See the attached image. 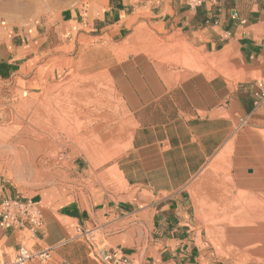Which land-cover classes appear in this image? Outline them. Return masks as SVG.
<instances>
[{
  "label": "crops",
  "instance_id": "0c3cea01",
  "mask_svg": "<svg viewBox=\"0 0 264 264\" xmlns=\"http://www.w3.org/2000/svg\"><path fill=\"white\" fill-rule=\"evenodd\" d=\"M140 26L189 49L195 71L179 73L174 86L161 76L159 86L145 84L142 93L129 85L131 94L157 96L159 104L153 105L156 98L142 106L150 113L118 163L122 187L77 193L71 179L35 194L44 228L34 238L0 224V264H12L20 244L49 251L48 259L26 264H104L92 247L121 252L133 264H219L202 258L194 179L218 156L230 155L241 190L264 191V100L256 103V94L264 93V0H157L145 6L102 0L26 28H0V143L17 138L10 133L12 110L63 77L77 43L115 44ZM59 115H51L50 131ZM36 136L42 141L23 137L25 145L32 143L33 162L50 146L44 135ZM14 158L27 166L23 152ZM7 197L25 198L0 179V203Z\"/></svg>",
  "mask_w": 264,
  "mask_h": 264
},
{
  "label": "rangeland",
  "instance_id": "374dc122",
  "mask_svg": "<svg viewBox=\"0 0 264 264\" xmlns=\"http://www.w3.org/2000/svg\"><path fill=\"white\" fill-rule=\"evenodd\" d=\"M101 1L0 0V28H26L62 11ZM133 1L145 6L157 0ZM171 38L140 26L115 44L77 43L73 63L63 77L12 110L16 125L10 133L17 138L0 143V162L5 164L0 169L2 182L25 198L71 179L77 193L120 189L118 163L143 115L150 113V107L143 113L142 106L157 98L133 95L129 85L142 93L145 84L159 86L161 76L162 82L174 86L179 73L195 71V55L181 45H171ZM153 101L159 104V98ZM54 112L60 113L55 133L50 131ZM38 134L50 146L33 162L32 143L25 145L23 137L41 142ZM17 151L25 154L27 166L15 164ZM235 162L221 154L192 183L196 219L203 230L202 258L219 264H264V191L241 190ZM69 169L76 174L70 176Z\"/></svg>",
  "mask_w": 264,
  "mask_h": 264
},
{
  "label": "built area",
  "instance_id": "2783aa9c",
  "mask_svg": "<svg viewBox=\"0 0 264 264\" xmlns=\"http://www.w3.org/2000/svg\"><path fill=\"white\" fill-rule=\"evenodd\" d=\"M191 2L195 5H201L204 0H191ZM263 100V92L256 94L257 104ZM0 224L7 231L27 232L35 238L45 225L42 206L32 198H4L0 203ZM90 253L96 260L104 264H133L129 257L118 251L98 253V250L92 247ZM48 258V250L38 253L29 249L25 244H20L12 264H26L35 259Z\"/></svg>",
  "mask_w": 264,
  "mask_h": 264
}]
</instances>
